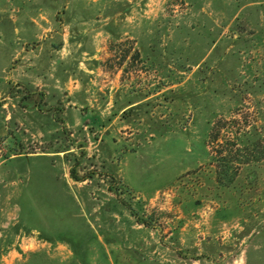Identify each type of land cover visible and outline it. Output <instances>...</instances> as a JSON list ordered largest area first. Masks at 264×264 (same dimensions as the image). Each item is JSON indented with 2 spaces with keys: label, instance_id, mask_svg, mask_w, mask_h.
Wrapping results in <instances>:
<instances>
[{
  "label": "rangeland",
  "instance_id": "374dc122",
  "mask_svg": "<svg viewBox=\"0 0 264 264\" xmlns=\"http://www.w3.org/2000/svg\"><path fill=\"white\" fill-rule=\"evenodd\" d=\"M0 264H264V0H0Z\"/></svg>",
  "mask_w": 264,
  "mask_h": 264
},
{
  "label": "trees",
  "instance_id": "16d2710c",
  "mask_svg": "<svg viewBox=\"0 0 264 264\" xmlns=\"http://www.w3.org/2000/svg\"><path fill=\"white\" fill-rule=\"evenodd\" d=\"M71 175H72V177H73L76 181H80L79 178L76 176V172H75L74 170L71 171ZM219 175H220V174H219ZM221 175H222V174H221ZM219 177H220V176H219ZM133 216L136 218V220H137L138 223H142L143 225H146L144 222H140V221L138 220L137 216H135L134 214H133Z\"/></svg>",
  "mask_w": 264,
  "mask_h": 264
}]
</instances>
